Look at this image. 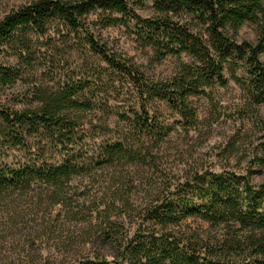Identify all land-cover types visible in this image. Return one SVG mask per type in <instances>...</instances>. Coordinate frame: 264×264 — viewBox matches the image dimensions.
<instances>
[{"label": "trees", "instance_id": "1", "mask_svg": "<svg viewBox=\"0 0 264 264\" xmlns=\"http://www.w3.org/2000/svg\"><path fill=\"white\" fill-rule=\"evenodd\" d=\"M140 1L34 0L0 20V46H16L18 58L26 61L32 55L31 33L45 36L55 21L68 35L83 31L89 48L132 86L139 108L119 114L126 128L101 146L95 159L100 167L142 162L150 153L145 146L170 133L171 126L149 113L155 100L164 102L186 129L197 120L192 98L214 86L226 87L229 79L250 102L264 103V0H150L157 15L149 18L135 12L133 3ZM96 10L109 13L104 27H133L134 41L155 62L175 57V72L155 81L143 65L95 41L86 17ZM246 23L256 26L253 43L238 40ZM19 77L17 69L0 66V88ZM86 88L82 80L57 90L35 87L29 108L0 105L1 201L21 197L38 183L58 194L84 171L88 159L74 147L85 138L84 113L93 108ZM47 148L59 149L61 159L48 161ZM14 150L34 151V157L8 162L7 153ZM169 191L164 187L162 196L144 205L131 235L122 234L108 217L90 240L91 252L70 264H264V182L255 185L234 172L194 170ZM191 218L207 229L192 228ZM107 246L110 258L102 253Z\"/></svg>", "mask_w": 264, "mask_h": 264}, {"label": "rangeland", "instance_id": "2", "mask_svg": "<svg viewBox=\"0 0 264 264\" xmlns=\"http://www.w3.org/2000/svg\"><path fill=\"white\" fill-rule=\"evenodd\" d=\"M32 1L0 0V20L10 10ZM133 4L142 17L157 15L150 0ZM108 16L96 10L86 17V27L95 41L143 65L155 81L175 72V57L155 62L152 53L134 41L133 27H104ZM256 34V26L246 23L238 31V40L253 43ZM85 36L83 31L68 35L55 21L45 36L29 35V62L18 58L16 46H0V66L20 72L14 84L0 88V105L29 108L35 87L57 90L80 80L87 85L85 96L93 103L84 113L85 138L74 147L88 159L84 171L73 175L58 194L53 187L38 183L21 197L0 200V264H70L81 253L91 252L90 240L107 225L108 217L122 234L131 235L141 222L139 212L144 205L162 196L166 186L171 192L194 170L234 172L255 185L264 182V103L250 102L232 79L226 87L214 86L192 98L197 120L188 129L164 102L155 100L148 106L149 113L172 127L164 140L146 145L150 153L142 162L97 165L101 146L126 128L119 114H130V109L139 106L132 86L108 69L89 48ZM260 57L264 60V52ZM33 157L34 151L14 150L8 151L5 159L26 162ZM46 159H61L59 149L47 148ZM187 223L200 230L208 227L194 218ZM102 253L110 258L112 248L107 246Z\"/></svg>", "mask_w": 264, "mask_h": 264}]
</instances>
